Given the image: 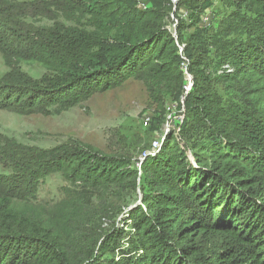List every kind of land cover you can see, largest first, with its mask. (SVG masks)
Segmentation results:
<instances>
[{
    "label": "trees",
    "instance_id": "obj_1",
    "mask_svg": "<svg viewBox=\"0 0 264 264\" xmlns=\"http://www.w3.org/2000/svg\"><path fill=\"white\" fill-rule=\"evenodd\" d=\"M175 3L176 40L164 23ZM185 57L193 78L186 128L169 135L143 175L158 190L146 203L153 214L180 194L196 212L185 222L162 214L154 227L131 211L134 234L113 261L102 254L103 225L120 208L106 194L120 184L135 191L127 169L135 146L119 132L126 149L109 156L74 140L46 151L10 145L18 158L5 151L10 161L0 164V264H190L195 251L176 261L157 237L186 244L207 235L224 238L220 264H264V131L249 126L264 124V0H0L1 109L73 108L131 79L158 109L175 105ZM54 175L66 185L42 196L40 182ZM123 237L112 236L115 248Z\"/></svg>",
    "mask_w": 264,
    "mask_h": 264
},
{
    "label": "rangeland",
    "instance_id": "obj_2",
    "mask_svg": "<svg viewBox=\"0 0 264 264\" xmlns=\"http://www.w3.org/2000/svg\"><path fill=\"white\" fill-rule=\"evenodd\" d=\"M176 9L177 4L175 3L172 5L173 12L170 15L168 14L167 18H164V23H166L167 29L169 28V32L175 40L178 22L174 18ZM214 19L215 17L212 19V22H214ZM204 23H208V17L204 19ZM178 48L181 53L185 49L184 45L180 44ZM183 63L186 64L187 74V78L184 77L183 93L177 98V101H172L175 105L166 104L170 101L166 100L160 109L150 102L143 84L134 79L128 80L123 86L116 89L96 93L86 101H81L77 106L73 105V108L72 106L55 107L53 111H48L42 107L31 109L22 105L17 110H14L15 107L0 108V164L4 160L7 161L9 159L7 156H4L3 153L5 151L12 154L13 161L18 158V155L14 154L10 149V145L16 147L19 145L33 151H46L59 144H68L74 140L76 145L83 149H90L91 147L97 153L103 152L104 155L109 156L112 155L109 154L111 150L121 152L126 149L123 144H118L119 137L115 135H119V132L123 133L125 143L130 142L135 146L136 150L135 152H130L131 157L128 161L131 162L132 166L129 165L127 167L130 171H135L136 173L135 191H131L127 185L120 184L117 188L107 191L106 194L107 203L118 205L120 208L117 218L111 222L106 220L103 225L104 230L108 227L107 232L104 231V238L108 244L102 248V254L106 253L105 256L111 257L113 261H118L117 257L120 254V248L134 234L133 228L136 221L129 218L131 211L133 212L137 208H140L145 217L152 218L154 227H157L155 226L156 220L162 217V214H169L170 217L177 216L181 222H185L190 217L191 212H196L194 205L190 206L191 202L187 201L183 194H180L173 202V207L169 208V210L164 212L159 211L157 215L153 214L154 212L146 208V203L150 202L157 195L158 190L156 188L152 190L148 185L146 176L143 175V167L148 166L146 162L154 159L162 151L169 135L177 138L182 129L186 128L188 113L191 109L189 101L190 91L193 87V78L189 74L190 72H188L189 67L186 57L181 64ZM32 68L31 66H24V69H28L29 72L34 73L35 71L31 70ZM33 69L41 71L40 67H34ZM226 69L227 73L232 71L230 68ZM180 70L183 71L181 65ZM219 70L217 69L216 73ZM4 71L3 62L0 60V72L3 73ZM219 92L221 94L224 93L222 91ZM247 110L251 111L252 109L248 108ZM256 117L257 114H254V118ZM250 121L251 125L249 126L255 131H259V134L264 131V124L257 125L255 121ZM256 136L250 134L251 139L257 143ZM154 142L156 143L153 144ZM148 145L149 147L138 157H133ZM261 145L264 146V142ZM151 148L153 152L147 154L146 152ZM155 151L157 152L155 153ZM196 153H198V150ZM40 185L42 196L54 197L58 193V190L60 191V188L66 184L62 177L54 175L41 181ZM114 208L112 207L111 209ZM216 215L218 216V213ZM154 218H156L155 221ZM117 233L124 237L120 239L119 247L115 248L112 236H115ZM169 237H173V235H169ZM109 240L111 241L109 242ZM223 240V237L207 235L199 237L196 240L190 237L186 244H179L175 239L157 237L159 243L167 246L168 250L174 252L173 255L175 256L173 258L176 261L182 260L183 255L187 251H195L196 255L190 264H220L221 260L224 259L220 254ZM226 243L229 242L226 241L224 244ZM142 247L140 246V249ZM143 251L145 250L133 251L130 255L137 258ZM132 261L133 259L131 258L130 262Z\"/></svg>",
    "mask_w": 264,
    "mask_h": 264
},
{
    "label": "built area",
    "instance_id": "obj_3",
    "mask_svg": "<svg viewBox=\"0 0 264 264\" xmlns=\"http://www.w3.org/2000/svg\"><path fill=\"white\" fill-rule=\"evenodd\" d=\"M141 8H145V7H143L142 5L140 6ZM181 67H182V69H183V76H185L186 78H187V74H186V64H181ZM184 89H185V87H184ZM187 91V90H186ZM156 142H154L153 144H155ZM154 150V149H153ZM153 151H152V148L149 150V151H147L146 153L147 154H149V153H152ZM157 151H155V153H156ZM146 153H145V155H146ZM154 154V153H153Z\"/></svg>",
    "mask_w": 264,
    "mask_h": 264
}]
</instances>
